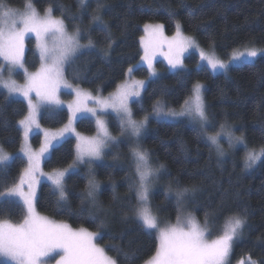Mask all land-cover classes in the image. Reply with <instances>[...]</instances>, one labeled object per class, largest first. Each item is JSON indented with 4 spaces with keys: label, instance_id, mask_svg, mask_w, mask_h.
Returning a JSON list of instances; mask_svg holds the SVG:
<instances>
[{
    "label": "trees",
    "instance_id": "1",
    "mask_svg": "<svg viewBox=\"0 0 264 264\" xmlns=\"http://www.w3.org/2000/svg\"><path fill=\"white\" fill-rule=\"evenodd\" d=\"M10 7L23 8L25 0H4ZM88 0L83 9L78 0H32L36 10L45 13L49 6L53 15L63 18L70 31L81 28L87 43L90 35L96 48L82 55L65 70L67 80L82 89L106 95L112 93L127 78L128 68L136 65L143 55L141 37L144 25L161 23L166 33H175V21L179 20L183 33L197 40L201 48L210 51L209 40L215 41L216 55L229 59L234 50L245 45L264 47V0ZM63 13V14H62ZM190 13V14H189ZM99 15L111 31L115 41L108 48L109 40L98 30L91 17ZM73 17H82L73 20ZM24 63L30 70L39 68L40 56L33 39L28 40ZM108 51V55H104ZM200 65L196 52L185 58V67L168 70L163 61L157 65L160 75L149 80L144 95L133 103L134 115L140 119L152 114V105L162 99L169 106L180 109L189 89L196 82L205 84L204 99L209 112V133L215 134L225 124L237 135L243 136L248 148L259 149L264 145V56L254 62L242 63L225 73H213L206 65ZM138 78L149 77L145 66L134 71ZM17 77H20L19 74ZM22 78V77H20ZM27 114V104L22 99L9 97L0 90V144L8 153L16 154L22 145L23 131L18 121ZM44 126L63 127L69 120L66 108H46L41 114ZM114 133L119 134L117 121L110 119ZM149 130L141 140L142 147L152 154L154 164L163 163L165 171L161 180L162 190L152 196L153 210L160 223L176 222L178 215L174 195L165 199L166 189L175 181L182 185L195 184L201 188L193 200L186 201L182 209L193 212L198 221L221 233L231 214H245L247 223L243 234L233 243L231 264L245 260L264 264V159L250 169L244 168L243 144L223 148L219 156L215 146L200 133V126L187 119L157 121L151 119ZM77 129L84 134H95L97 128L91 118H82ZM36 136V146L41 144ZM76 143L72 137L55 146L44 161V169L52 172L72 164L76 155ZM242 146V147H241ZM103 162L82 165L68 175V202L57 207V196L52 185L44 181L40 186L36 207L38 211L55 221L69 224L72 228H86L96 232L100 220L106 228L100 230L98 243L106 249L110 245L123 248L128 254L127 264H144L154 255L158 235L143 229L131 211L135 204V190L129 184L136 179L131 153L127 144L113 147ZM27 167L22 155H15L8 164L7 176L0 178V194L7 192ZM100 183L97 199L101 208L81 204L86 194L89 169ZM115 197V199H114ZM246 210V211H245ZM26 209L17 199H5L0 203V221L19 223L24 220ZM126 217V218H125ZM110 256L123 261L115 252ZM0 264H9L0 261Z\"/></svg>",
    "mask_w": 264,
    "mask_h": 264
},
{
    "label": "snow or ice",
    "instance_id": "2",
    "mask_svg": "<svg viewBox=\"0 0 264 264\" xmlns=\"http://www.w3.org/2000/svg\"><path fill=\"white\" fill-rule=\"evenodd\" d=\"M86 3L87 0H78L81 9ZM102 6L97 0V9L99 10ZM52 13L53 9L49 6L45 9V14L41 16L32 0H25L23 11L9 7L4 0H0V58L3 60L0 63V88L6 89L9 97H23L27 101V114L18 121L24 140L27 141L33 128H40L39 115L42 106L62 103L59 99V91L62 87L72 89L76 97L75 101L68 105L72 114L68 125L57 132L45 130V141L38 152L32 150L27 144L20 149L27 158V167L20 173L18 181L7 189L6 194H0V203L4 202L6 197H19L26 209V215L23 223L18 225L0 221V257L8 258L14 264H53V262L54 264H121V261L108 254L112 251L121 258L123 264H127L129 254L123 248L113 244L106 249L98 243L100 230L107 226L104 220L96 224L98 229L96 232L86 228L73 229L66 223H58L40 215L35 207V186L38 183L36 177L38 174L43 175L40 168L41 161L55 146L54 142L62 140L65 133H75L72 124L78 114L91 113L96 117L97 134L89 138L75 133L76 155L69 166L70 170H54L53 174L48 175L53 193L57 196V207H63L68 202L65 176L75 173V165L87 163L90 167L93 161L103 159L104 150L110 144L117 143L105 121L97 115V108L88 106V101H94L101 111L106 112L110 109L115 113L121 136L127 134L130 138L128 146L136 177L129 184V190H135V204L131 211L140 226L146 232L155 230L159 239L154 255L144 264H229L233 242L243 234L247 216L239 213L231 214L220 234L214 237L209 235L208 229L202 227L194 215L181 214L184 203L193 200L201 188L195 184L182 185L179 180H176L175 187L169 183L165 195V199H168L169 195L175 196L178 212L176 223L161 225L153 210L150 194L155 182L161 178V172L165 171V165L154 164L153 154L142 147L140 142L142 133L148 125L149 115L146 113L143 119L137 120L130 107L133 98L140 97L145 88V82L125 81L107 99L93 96L86 90L74 88L68 83L65 70L72 68L80 56L90 54L91 50L96 48V44L90 35L87 36V43L82 44L81 40L84 37L81 35V28L76 26L70 31L64 19L57 18ZM72 19L82 21V17ZM91 22L97 23L98 30L108 38L110 49L115 41L107 24L99 15L92 16ZM163 28L162 24L144 25V30L151 39L144 45L142 60L148 65L150 78L157 76L153 59L155 52L164 45L168 48L169 54L166 58L171 69L184 67L182 54L189 49L196 50L200 61L210 66L213 73L225 74L229 71V63L234 64L242 57L254 60L264 55V48L245 45L244 51L234 50L229 63H225L216 55L214 40H209L210 51L205 52L194 37L184 35L179 20L175 21L174 36L170 38L164 36ZM29 34H34L36 37L41 61L39 68L33 73H29L24 66V40ZM108 54V51H104V55ZM197 67L199 68L200 65L198 64ZM16 70H23L25 82L22 85L12 78ZM132 72L133 68L129 67L128 73ZM203 88L204 85L200 82L194 83L179 110L169 106L162 99L156 100L152 105V114L158 122L188 117L190 123L199 124L200 133L215 146L221 157L225 155L221 136L226 137L230 148L243 144L244 168L247 170L254 167L264 159V145L259 149L248 148L243 136H235L225 124H221L219 131L215 134H208L210 118ZM10 159L11 157L0 147V178L7 176ZM94 175L93 172H89L91 178L87 181L86 194L81 198V204L84 205L87 202L92 208H101L97 199L99 183L94 179ZM208 216L209 213L205 212V224L208 222ZM56 256L59 258L55 259Z\"/></svg>",
    "mask_w": 264,
    "mask_h": 264
},
{
    "label": "rangeland",
    "instance_id": "3",
    "mask_svg": "<svg viewBox=\"0 0 264 264\" xmlns=\"http://www.w3.org/2000/svg\"><path fill=\"white\" fill-rule=\"evenodd\" d=\"M88 1V0H87ZM10 7V6H9ZM13 8H15V9H17V10H19V11H23L24 10V7L23 8H19V7H13ZM37 12L41 15V16H43L45 13H40L38 10H37ZM60 18V17H59ZM147 24H152V25H156V24H153V23H147ZM158 24H161V23H158ZM144 28V27H143ZM144 30V29H143ZM181 31L183 32V30H182V28H181ZM163 33H164V36H166V37H172V36H174L175 35V33L173 34V35H168L167 33H166V29H165V27L163 28ZM185 35V34H184ZM187 36V35H186ZM142 38H143V41H142ZM29 39H33L34 40V43H35V48H36V52H37V54H39V49H38V47H37V41H36V37H35V35L34 34H29V35H27L26 37H25V40H24V53H23V56H24V60H25V53H26V51H27V49H28V46H29V43H28V40ZM141 39V50H143V54H144V45H145V43L146 42H148L150 39H151V37H149V35L145 32V30H144V33H143V35H142V37L140 38ZM197 41V40H196ZM82 44H84L83 42H81ZM198 43V42H197ZM257 48H264V47H258L257 46ZM239 51H244V49H238ZM204 51L205 52H209V51H207V50H205L204 49ZM192 52H196V53H198L196 50H194V49H189L188 51H185L183 54H182V58H183V65H184V67H185V58L188 56V55H190V54H192ZM168 48H167V45H164L163 47H161V48H159V50H157L156 52H155V56H154V59H153V67H154V69H155V71H156V73H157V76L156 77H158L159 75H160V71H159V68H158V64H159V62L160 61H163L164 63H165V65L167 66V68H168V70H172V71H177V70H180V69H171V67H170V65H169V63H168V59L166 58L167 56H168ZM198 55H199V53H198ZM232 55V54H231ZM261 56H264V55H261ZM261 56H258L257 58H255L254 60H250V59H248V58H245V57H242L241 58V60L240 61H238V62H236V63H229V60H230V58L229 59H225L224 61H225V63H229V69H231L232 67H235L236 65H240V64H242V63H247V62H254V61H256L259 57H261ZM142 57H143V55H142ZM142 57L140 58V60L138 61V63L136 64V65H134V66H132L131 68H133V71L136 69V68H138V66H145L147 69H148V65L145 63V62H143V60H142ZM231 57V56H230ZM220 58V57H219ZM3 62V60H2V58H0V63H2ZM40 63H41V61H40ZM40 65V64H39ZM200 65H206L209 69H211L210 68V66H208L205 62H202V61H200ZM24 66H25V68H27V65H25V63H24ZM38 69V68H37ZM37 69H35V70H30L29 68H27V70H28V72L29 73H33V72H35ZM149 70V69H148ZM150 71V70H149ZM212 71V70H211ZM128 72V71H127ZM217 73H223V72H217ZM19 74V76L20 77H22V78H20V77H17V75ZM66 76V75H65ZM156 77H152V78H150V74H149V77H147V78H140V77H136L135 75H134V72H132L131 74H127V78L122 82V83H124L125 81H128V82H131V81H134V80H142V81H144L145 82V88H144V90L146 89V87L149 85V80H151V79H154V78H156ZM7 78V77H6ZM13 79H15L16 81H17V83H19V84H24V82H25V80H24V75H23V70H16V71H14L13 72V77H12ZM67 79V78H66ZM68 81V80H67ZM68 83L69 84H71L69 81H68ZM201 83V82H200ZM201 84H203V83H201ZM204 85V87H205V84H203ZM73 87L74 88H79V89H82V88H80V87H78V86H76V85H74L73 84ZM0 90H3V91H5L6 93H7V90L6 89H3V88H0ZM83 90H86V91H88V92H90V93H92V95L93 96H99V97H101V98H104V99H107L108 97H109V95L110 94H112V93H114L115 91H113L112 93H109V94H106V95H102V94H100V93H93V92H91L90 90H87V89H83ZM144 90L141 92V95H140V97L138 98V99H136V98H133V101L130 103V107L132 108V112H133V115H134V108H133V103H136V102H139L141 99H142V97H143V95H144ZM203 95H204V88H203ZM33 96L35 97V94L33 93ZM13 98H16V99H22V100H24V98L23 97H13ZM59 99H60V101L62 102L60 105H44V106H42L41 108H40V115H39V124H40V128L39 129H37V128H33V130L29 133V136H28V139H27V141H25L24 140V137H23V139H22V145H21V147H23L25 144H27L28 146H30L31 147V149L32 150H34V151H39V149H40V146H41V144H43L44 143V141H45V135H44V132H45V130H48V131H51V132H57L58 130H60V129H63L66 125H68V123H69V121L63 126V127H60V128H53V129H51V128H48V127H46V126H44L43 125V123H42V120H41V114L43 113V111L44 110H46V108H50V109H52V108H60V109H63V108H66L68 111H69V118L71 119V116H72V114H71V111L69 110V108H68V105L69 104H72L74 101H75V99H76V97H75V93L73 92V90L72 89H69V88H61L60 89V91H59ZM25 102H26V104H27V101L26 100H24ZM88 106L89 107H96L97 108V115H99L104 121H105V123L107 124V127H108V130H109V132L111 133V135L112 136H114L115 138H116V141H117V143H115V144H110L109 145V147L108 148H106L105 150H104V152H105V155H104V157H103V159H101V160H95V161H93L92 162V164H91V166H93L94 164H98V162H103L104 161V159H105V157H106V155L111 151H114V149H113V147H117V146H119L120 144H122V143H124V144H127V145H129V142H130V138L127 136V134L126 135H124V136H121V134H120V132H119V134H117V133H114L113 132V129L111 128V124H110V119H112V118H114L116 121H117V123H118V120L116 119V115H115V113L114 112H112L110 109L109 110H107L106 112L105 111H101L96 105H95V103H94V101H88ZM177 110H179V109H177ZM85 117H87V118H91L93 121H94V124H95V126H96V117L95 116H93L91 113H81V114H78V116H77V118L74 120V122H73V124H72V127L75 129V133H79L80 135H82V136H85V137H89V138H91V137H94V136H96V134H97V131H96V133L95 134H84V133H82V132H80L79 131V129H77V122L80 120V119H82V118H85ZM134 117L137 119V120H141V119H143V118H140V119H138L135 115H134ZM151 119H155V120H157V118L153 115V114H151L150 116H149V119H148V124H149V122L151 121ZM184 120V119H187L188 121H189V119H188V117H180V118H178V120ZM178 120H171V119H168L167 121H171V122H173V121H178ZM162 121V120H161ZM193 124H196V123H193ZM197 125H199V124H197ZM97 128V127H96ZM22 130V129H21ZM149 130V126L147 125V127H146V129L143 131V133H142V136H141V138H140V142H141V140L143 139V136L147 133V131ZM233 133H234V135L235 136H239V135H237L232 129H230ZM75 133H72V132H68V133H65V136H64V138L62 139V140H59L58 142H54L55 143V146H57V145H59L60 143H62L63 141H64V139H66V138H69V137H72V138H74L75 140H77V138H76V135H75ZM208 134L209 135H212L213 133H209L208 132ZM38 135H40L41 136V138H40V142H41V144L39 145V146H36L35 145V142H34V140H35V138H36V136H38ZM220 140H221V145H222V148H227V149H229V145H228V143H227V139H226V137H224V136H221L220 137ZM54 146V147H55ZM0 147H2L3 148V146L0 144ZM54 147L52 148V149H50L49 150V152L48 153H46L45 154V157L42 159V161H41V164H40V168H41V170H42V172H43V175H37V177H36V179H37V181H38V183L36 184V186H35V207H36V203H37V199H38V194H39V190H40V185L42 184V183H44V181H46V182H49L50 184H51V181L50 180H48V175H50V174H53V171L52 172H49V171H46L45 169H44V161L51 155V153H52V150L54 149ZM21 149V148H20ZM3 150L11 157V159L8 161V164L14 159V157H15V155L17 154V155H22V156H24V154H23V152H21L20 150L16 153V154H13V153H8L4 148H3ZM25 157V156H24ZM26 158V157H25ZM87 159V158H86ZM26 160H27V158H26ZM87 163H77L76 165H75V168H76V170H78V169H80V167L82 166V165H86ZM70 166V165H69ZM69 166H67V167H65L64 169H60L61 171H63V170H70L69 169ZM90 171H91V168L89 169ZM89 171V172H90ZM76 172V171H75ZM163 171L161 172V174H160V176H161V178L163 177ZM67 176L68 175H66L65 176V181H66V178H67ZM89 178H91L90 176H89ZM160 178V179H161ZM94 179H95V176H94ZM157 180L156 182H155V184H154V186H153V188H152V191H151V194H150V198L152 199V196L154 195V193L156 192V191H158V190H162V187H161V180ZM96 180V179H95ZM99 185H100V183H99ZM100 187V186H99ZM25 190H27V187L25 186ZM66 191H67V184H66ZM3 194H6V192H4ZM175 197V196H174ZM12 198H14V199H17L19 202H21L22 204H23V202L20 200V198L19 197H16V196H11V197H6V199H12ZM184 207H186L185 206V204L183 205ZM36 211L40 214V215H42L39 211H38V208L36 207ZM189 213H191L192 215H194L195 216V214L193 213V212H190L189 210L187 211V210H184V209H182L181 210V214L182 215H188ZM42 216H44V215H42ZM46 217H48V216H46ZM49 219H51V220H54V219H52V218H50V217H48ZM195 218H196V216H195ZM197 219V218H196ZM55 221V220H54ZM198 221V220H197ZM56 222H58V223H60V221H56ZM199 222V224L202 226V227H206L207 229H208V233H209V235H211V236H215V235H218L219 233H217V228H212V227H210L208 224H204V223H202V222H200V221H198ZM23 223V221H21V222H19V223H14L13 222V224H22ZM63 223V222H62ZM176 222H167V223H165V224H162L161 223V225L162 226H164V225H169V224H175ZM69 225V224H68ZM73 229H75V228H73ZM152 232H154L155 233V235H157L156 234V232H155V230H151ZM238 238V237H237ZM234 244V243H233ZM232 249H233V247H232ZM59 257L58 256H56L55 257V259H58ZM231 260H232V250H231V253H230V256H229V264H231ZM0 261H2V262H7V263H9V264H14V262H12V261H10V260H8V258H4V257H0ZM53 264H54V262H53ZM234 264H252V261H249V260H245V261H242V262H238V263H234Z\"/></svg>",
    "mask_w": 264,
    "mask_h": 264
},
{
    "label": "bare ground",
    "instance_id": "4",
    "mask_svg": "<svg viewBox=\"0 0 264 264\" xmlns=\"http://www.w3.org/2000/svg\"><path fill=\"white\" fill-rule=\"evenodd\" d=\"M211 126V125H210ZM242 147V146H241Z\"/></svg>",
    "mask_w": 264,
    "mask_h": 264
}]
</instances>
